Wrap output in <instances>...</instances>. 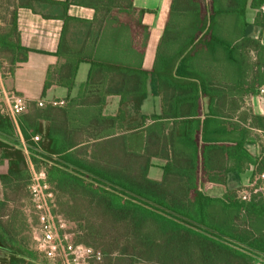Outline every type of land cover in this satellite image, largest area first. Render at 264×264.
Segmentation results:
<instances>
[{
	"label": "trees",
	"instance_id": "1",
	"mask_svg": "<svg viewBox=\"0 0 264 264\" xmlns=\"http://www.w3.org/2000/svg\"><path fill=\"white\" fill-rule=\"evenodd\" d=\"M210 1L208 10L197 3L198 0L195 6V11L212 13L210 24L199 29L171 55L159 51L151 71L127 66L108 68L119 79L133 82V95L123 94L120 105L131 98L133 107L138 108L145 98L147 79H151L154 91L171 89L180 94L175 99L163 95L162 114L154 117L155 120L188 118L182 121L186 125L185 133L177 137L175 145L189 159L187 166L193 174L174 192L176 196L156 182L144 179L138 184L118 173L104 171L85 159L84 148L70 151L75 137L80 141L81 137L99 135L95 131L89 133L90 118L85 111L72 112L66 104L41 108L34 105L33 114L20 116L17 125L0 114V184L4 189L0 200V264H47L31 249L30 237L22 233L26 223L17 208L21 200L29 199L32 179L29 162L35 170L44 168L46 183L55 194L57 210L54 212L76 225V230L70 231L73 242L101 255V261L93 264L104 261L113 264L122 258L129 264H255L257 261L264 264V201L260 195L252 194L248 202H241L236 191L232 193L223 188L220 197L209 196L210 186L216 183L202 175L199 154L204 152L203 145H219L226 158L235 153L239 160L244 156L250 130L264 132L262 117L252 116L247 129L226 120L230 117L215 110L226 105L224 90L213 87L214 71L197 63L218 60V53L210 44L214 39L220 41L222 59L234 67L233 81L238 91L256 96L264 86V71L255 63L253 75L245 79L249 76L245 73L248 66L244 54L238 51L240 46H231L225 37L212 33L216 14L243 15L245 1L230 0V3L228 0L224 10H219L214 0ZM71 3L72 0H67L63 7ZM262 4L264 0H253L251 6L258 10ZM88 5L102 14L101 25L103 22L120 23L127 33L133 30L132 0H89ZM110 13H125V20L112 19L108 16ZM258 24L261 25V21ZM136 27L142 33L147 31L139 23ZM253 46L264 53L259 40L253 41ZM78 62L74 61L67 69L70 79H57V85L71 89ZM51 81L45 82L43 94L52 85ZM205 100H208L207 112L204 111ZM228 104L238 106L243 101L232 100ZM58 118L67 123L72 120L75 124L59 126ZM122 119V110L114 118H99L110 126ZM42 122L48 124L44 132ZM208 125H215V130H207ZM37 135L39 140L34 142ZM255 139L259 144L258 136ZM254 164L256 177L264 175V155ZM221 185L224 187L223 182ZM260 185L261 181H255V188ZM10 202L11 209L8 208Z\"/></svg>",
	"mask_w": 264,
	"mask_h": 264
},
{
	"label": "crops",
	"instance_id": "2",
	"mask_svg": "<svg viewBox=\"0 0 264 264\" xmlns=\"http://www.w3.org/2000/svg\"><path fill=\"white\" fill-rule=\"evenodd\" d=\"M72 1L65 8L63 4L67 0H15L10 20L5 19L0 25V86L33 102L63 101L72 112L85 111L90 118L89 133L95 131L99 135L81 137L80 141L75 137L70 151L84 148L85 159L104 171L118 173L138 184H142L144 179L156 182L176 196L174 192L193 174L187 166L189 159L175 145L177 137L185 133L186 125L182 121L188 118L155 120L154 117L162 114L163 95L175 99L180 94L171 89L154 91L151 79H147L145 98L138 108L133 107L129 101L131 98L120 105L123 94L133 93V82L119 79L108 68L127 66L151 71L159 51L171 55L199 29L210 24L212 13L195 11V6L200 2L208 10L211 1L148 0V6L146 0H132L134 11L130 13V19L133 20V30L128 33L120 23L103 22L101 25L102 14L89 7V0ZM244 1L243 15L216 14L212 33L219 38L225 37L231 46H240L238 51L244 54L249 67L245 72L249 76L245 79H249L254 73L255 63L264 71V53H259V49L253 46V41L259 40L262 24L258 23H262V19L251 6L253 0ZM214 3L219 10H224L228 0H214ZM161 5L163 11H159ZM108 16L116 20H125L126 17L125 13H110ZM138 23L147 28L145 33L137 29ZM210 44L217 51L218 60L207 59L197 63L212 69L213 87L224 90L222 95L226 105L215 110L230 117L226 120L249 129L252 116L264 118V101L235 88L234 67L222 59L220 41L214 39ZM74 61L79 62L73 85L68 90L57 85L56 80L70 79L67 69ZM47 79H52V85L43 94ZM232 100H242L243 104H228ZM204 106L207 112L208 100ZM33 107L34 104L28 114H33ZM119 110L124 112V119L115 121L112 126L99 120L100 117L114 118ZM69 123L75 124L72 120L67 123L63 118L56 119L59 126ZM47 125L42 122L43 132ZM212 128L215 130V125H208L207 130ZM252 130L244 144V156L239 160L235 153L226 158L219 145H203L204 152L199 154L203 164L202 175L216 183L210 186L209 196L220 197L223 188L233 193L255 185L257 168L252 163L259 162L264 155V147L255 139L259 130ZM19 137L22 142L21 134ZM31 165L29 162L30 170ZM3 197L4 189L0 184V200ZM12 207L13 204L8 203V208ZM36 233L33 232L35 236ZM103 264H108V261ZM113 264L129 262L122 258Z\"/></svg>",
	"mask_w": 264,
	"mask_h": 264
},
{
	"label": "built area",
	"instance_id": "3",
	"mask_svg": "<svg viewBox=\"0 0 264 264\" xmlns=\"http://www.w3.org/2000/svg\"><path fill=\"white\" fill-rule=\"evenodd\" d=\"M262 19L260 27L259 43L264 48V4L257 10ZM256 98L264 101V86L258 90ZM44 107H61L63 101H31L24 95H20L0 86V114L9 117L15 125L20 116L26 114L32 105ZM260 143L264 147V132H257ZM38 136L33 138L36 142ZM23 144V141H22ZM25 150V147L23 145ZM32 179L28 187L30 208L24 210L36 219L37 236L32 235V248L40 254L47 264H93L101 261V255L92 248L75 244L72 233L66 228L72 223L65 220L61 215L54 212L56 209L55 194L46 183L45 170L41 167L35 170L31 165ZM261 181L258 188L251 184L248 188H240L236 191V197L241 202H248L252 194H259L264 201V175H258L255 181Z\"/></svg>",
	"mask_w": 264,
	"mask_h": 264
},
{
	"label": "rangeland",
	"instance_id": "4",
	"mask_svg": "<svg viewBox=\"0 0 264 264\" xmlns=\"http://www.w3.org/2000/svg\"><path fill=\"white\" fill-rule=\"evenodd\" d=\"M146 2H147V5L149 6L148 0H146ZM14 5H15V0H0V25H1V21H4L5 19L10 20L12 8L14 7ZM159 11H163V5H161V8H159ZM164 40L166 42V37L164 38ZM17 208L22 212L23 218H24L23 220H25L24 223H26V227L25 226L23 227L24 231L22 233L25 236L30 237L31 246H32V235H33V232H35V230H36V224L37 223H36V219L34 218L33 215H31L30 213L24 212V210H26V209L28 210L30 208L29 199L23 200L22 202H19L17 204ZM56 210H57V208H56ZM55 213H57V212H55ZM57 214H59V213H57ZM59 215H61V214H59ZM18 219L19 218H17V220ZM64 219L67 220L66 218H64ZM67 221L70 222L69 220H67ZM70 223H72V222H70ZM75 230H76V225L74 223H72L71 225H69L66 228L67 232L68 231L69 232L75 231ZM36 236H37V233H36ZM72 240H73V235H72ZM31 249L33 250L32 247H31ZM257 264H260V263H257Z\"/></svg>",
	"mask_w": 264,
	"mask_h": 264
}]
</instances>
